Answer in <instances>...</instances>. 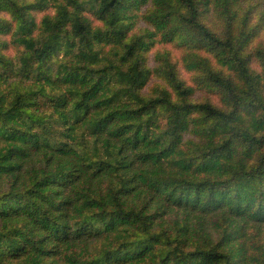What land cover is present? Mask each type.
Wrapping results in <instances>:
<instances>
[{
    "label": "trees",
    "instance_id": "obj_1",
    "mask_svg": "<svg viewBox=\"0 0 264 264\" xmlns=\"http://www.w3.org/2000/svg\"><path fill=\"white\" fill-rule=\"evenodd\" d=\"M0 264H264V0H0Z\"/></svg>",
    "mask_w": 264,
    "mask_h": 264
},
{
    "label": "rangeland",
    "instance_id": "obj_2",
    "mask_svg": "<svg viewBox=\"0 0 264 264\" xmlns=\"http://www.w3.org/2000/svg\"><path fill=\"white\" fill-rule=\"evenodd\" d=\"M47 13H50V11H47V12H39V13H35V16H36V20L37 22L40 21L41 17ZM89 17V19L91 20H94V18L89 14L87 15ZM141 27H144L143 24H139L136 28V31L141 29ZM3 40H6L8 41L9 37H3L2 38ZM9 50V49H8ZM10 50H14L13 47H10ZM161 50H167L169 51L171 54H172V57L173 59L178 62V64L180 63V58H181V55H180V52L178 51V49L175 47L174 44H157L155 46L154 49H152V51L150 52L149 54V58H150V64H152L151 62V59H153V55L155 52L157 51H161ZM9 51H7L8 53ZM15 54H16V51L14 50ZM10 56H13V55H10ZM181 67V66H180ZM182 76L184 77V79L187 81L188 84H191L190 82V77L187 73H185L184 71H182ZM155 80L151 81L150 83V87L155 84ZM196 98H203V97H209V95L205 94V93H197L196 95Z\"/></svg>",
    "mask_w": 264,
    "mask_h": 264
},
{
    "label": "clouds",
    "instance_id": "obj_3",
    "mask_svg": "<svg viewBox=\"0 0 264 264\" xmlns=\"http://www.w3.org/2000/svg\"><path fill=\"white\" fill-rule=\"evenodd\" d=\"M7 55H14L15 54V52H14V50H10L8 53H6Z\"/></svg>",
    "mask_w": 264,
    "mask_h": 264
}]
</instances>
